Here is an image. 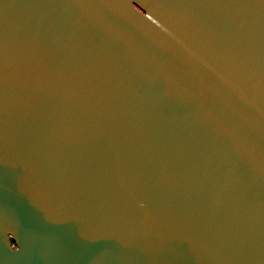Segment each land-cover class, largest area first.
<instances>
[{
	"label": "water",
	"instance_id": "water-1",
	"mask_svg": "<svg viewBox=\"0 0 264 264\" xmlns=\"http://www.w3.org/2000/svg\"><path fill=\"white\" fill-rule=\"evenodd\" d=\"M0 264H264V0H0Z\"/></svg>",
	"mask_w": 264,
	"mask_h": 264
}]
</instances>
